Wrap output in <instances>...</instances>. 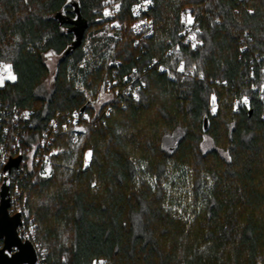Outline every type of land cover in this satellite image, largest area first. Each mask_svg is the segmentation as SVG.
<instances>
[{
  "label": "trees",
  "instance_id": "obj_1",
  "mask_svg": "<svg viewBox=\"0 0 264 264\" xmlns=\"http://www.w3.org/2000/svg\"><path fill=\"white\" fill-rule=\"evenodd\" d=\"M107 1L0 0V63L15 76L0 86V130L28 110L7 141L48 134L55 151L18 177L44 263L264 264V0H153L140 45L138 0H111L115 18Z\"/></svg>",
  "mask_w": 264,
  "mask_h": 264
},
{
  "label": "built area",
  "instance_id": "obj_2",
  "mask_svg": "<svg viewBox=\"0 0 264 264\" xmlns=\"http://www.w3.org/2000/svg\"><path fill=\"white\" fill-rule=\"evenodd\" d=\"M110 7H106L104 11V15L107 18H115L119 12V5L112 2L111 0L107 1V5ZM154 6L153 0L149 3L148 0H138L131 7V15L134 18V22L131 25V31L136 36V45H140L144 40L152 37L155 32V23L154 20L149 16L150 9ZM120 27L118 22L114 23V26ZM199 29L195 25L192 17L187 19L184 31H183V41L185 46L196 49L200 46L201 42L198 38ZM5 64L0 63V77H4L2 82H0V86L6 82L8 79V73L4 71ZM163 70H166L163 68ZM12 73V70H11ZM170 79L174 78L173 74H169ZM244 98L241 104L246 105L248 103H244ZM248 105V104H247ZM215 108V111H213ZM240 108V102L238 100L235 101V112H238ZM217 106L215 103L210 108L211 114L214 116L216 112ZM78 113L74 115L73 119L75 121L74 132L75 133H83L85 131L84 126L77 125L79 121ZM84 119H88L87 115H83ZM4 119V118H3ZM0 117V122L3 121ZM31 120V113L28 110H15L11 113V119L8 121V124H2V130H0V191L3 186V181L5 178L9 180L10 191H11V213L15 214L20 210L19 206V198L21 197L20 183L18 177H20L24 170L31 171L33 167L37 165H48L50 163L49 157L55 154V151L48 153L45 152L47 146L50 144V136L46 134L40 143H34L32 147H25L21 144V136L17 132L14 134V138L12 140L7 141V135L11 133L12 127H18L23 122H29ZM58 122L53 119L50 122L49 128L51 131L56 132L58 130ZM63 125V124H62ZM63 131L67 130V125L64 124L62 126ZM9 142V143H7ZM21 157V162L17 168H12L11 171H5L7 164L11 159H15ZM49 168V165L47 166ZM26 234L29 236L30 240L33 242L37 254L38 261L36 264H45V252L42 251L39 246L34 242V231L33 228H25ZM1 246V242H0Z\"/></svg>",
  "mask_w": 264,
  "mask_h": 264
},
{
  "label": "water",
  "instance_id": "obj_3",
  "mask_svg": "<svg viewBox=\"0 0 264 264\" xmlns=\"http://www.w3.org/2000/svg\"><path fill=\"white\" fill-rule=\"evenodd\" d=\"M208 118L204 120V130L209 127ZM21 157L11 159L5 171L17 168ZM11 191L7 178L0 191V264H36L37 250L25 232L23 212L11 213Z\"/></svg>",
  "mask_w": 264,
  "mask_h": 264
},
{
  "label": "rangeland",
  "instance_id": "obj_4",
  "mask_svg": "<svg viewBox=\"0 0 264 264\" xmlns=\"http://www.w3.org/2000/svg\"><path fill=\"white\" fill-rule=\"evenodd\" d=\"M45 59H46L47 65L49 66V69H50V75H49L48 79L45 82V85L43 87V91L49 92L51 90V88H52V85H53V81H54V78H55V75H56V67H57V64H58V62L60 60V57L56 56L55 54L49 53V54H47ZM11 75L14 76L13 73H11ZM7 80L13 81L15 79H9L8 78ZM211 147H212V142L209 139H206V141H205V143L203 145L204 151L210 150ZM184 192H186V190ZM187 196H188V200L184 199V201L182 202L183 208H186V206H189L190 194H188V192H187ZM178 210H179V213L183 211L181 207ZM188 210L190 211V209H188Z\"/></svg>",
  "mask_w": 264,
  "mask_h": 264
},
{
  "label": "snow or ice",
  "instance_id": "obj_5",
  "mask_svg": "<svg viewBox=\"0 0 264 264\" xmlns=\"http://www.w3.org/2000/svg\"><path fill=\"white\" fill-rule=\"evenodd\" d=\"M148 2L150 3L151 0H148ZM3 67H4V71L8 73L7 78H9V79H15V77L11 75V66L10 65H5ZM181 70H183V65H181ZM3 78L4 77H0V82H2V79ZM214 102H215V97H213V103ZM244 103H247V99L244 100ZM213 111H215V108H213ZM88 156L90 157L91 156V153H88Z\"/></svg>",
  "mask_w": 264,
  "mask_h": 264
}]
</instances>
